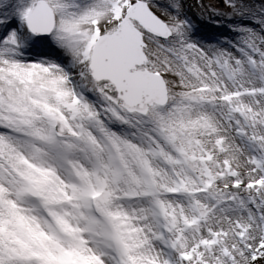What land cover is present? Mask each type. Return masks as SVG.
Segmentation results:
<instances>
[{"label": "snow or ice", "instance_id": "obj_1", "mask_svg": "<svg viewBox=\"0 0 264 264\" xmlns=\"http://www.w3.org/2000/svg\"><path fill=\"white\" fill-rule=\"evenodd\" d=\"M0 264H264V0H0Z\"/></svg>", "mask_w": 264, "mask_h": 264}, {"label": "rangeland", "instance_id": "obj_2", "mask_svg": "<svg viewBox=\"0 0 264 264\" xmlns=\"http://www.w3.org/2000/svg\"><path fill=\"white\" fill-rule=\"evenodd\" d=\"M188 2L191 4V3H192V0H188ZM208 2H209V0H205V3H208ZM212 2H213V3H216L217 0H212Z\"/></svg>", "mask_w": 264, "mask_h": 264}]
</instances>
